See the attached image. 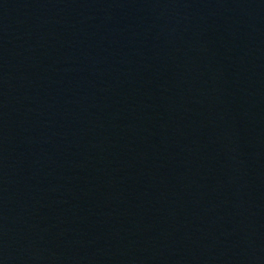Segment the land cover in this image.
Segmentation results:
<instances>
[{
	"label": "water",
	"instance_id": "95a60500",
	"mask_svg": "<svg viewBox=\"0 0 264 264\" xmlns=\"http://www.w3.org/2000/svg\"><path fill=\"white\" fill-rule=\"evenodd\" d=\"M0 264H264V0H0Z\"/></svg>",
	"mask_w": 264,
	"mask_h": 264
}]
</instances>
